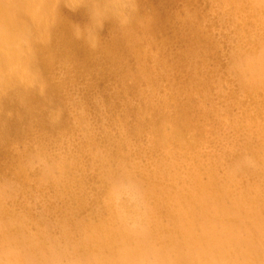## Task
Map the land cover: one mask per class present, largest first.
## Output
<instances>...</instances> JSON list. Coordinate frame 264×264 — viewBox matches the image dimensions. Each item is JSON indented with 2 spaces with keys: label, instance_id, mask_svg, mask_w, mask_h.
Here are the masks:
<instances>
[{
  "label": "rangeland",
  "instance_id": "374dc122",
  "mask_svg": "<svg viewBox=\"0 0 264 264\" xmlns=\"http://www.w3.org/2000/svg\"><path fill=\"white\" fill-rule=\"evenodd\" d=\"M237 2L238 0H168L167 4L171 5H166V11L172 15L177 14V17L173 19L176 24L181 25V20L183 24L185 19L187 20L191 17L194 22L190 24L187 23L184 29L188 30V27L189 29L195 28L196 30L198 29L197 31L209 35V45H198V52L201 51V53H204L203 55L200 53L203 63L202 60H199L200 57L192 61L189 59H187V61L185 59V66H182V71L179 70L176 72L173 70L167 73L165 67L158 63V58L163 57L164 59V55H166V57H169L168 61H172L177 55H184V48L179 43L175 41L171 42L170 40V43L165 44L163 48L161 40L163 41L168 36V32L166 31V33L161 32V36L159 37L150 32H141V35H144L145 39L140 45L132 44V51L144 53L146 59L143 61L136 60V57L131 53L127 55L117 54L115 56V62L111 63V65L104 59L102 52L97 51L94 53V59L86 61L85 65H83L85 69L81 68L84 74L74 76V80L68 81L61 91L63 97H67L68 99V101L67 99L65 100L63 105H60V108L59 106L57 107L59 109L58 111L65 113V125L52 131L40 126L35 121H25L24 124L21 125V135L8 139V141L11 142L10 144L16 147L17 151L16 149L14 151L16 153L20 151L21 153L27 149V153H30L38 143L51 144L58 140H64L66 143L70 141L73 144L71 155L78 157L82 165L81 171L87 178L86 182L88 186L85 187L87 188L86 192L90 196L96 198L100 191L103 194V186L96 178L98 169L95 165V160L90 154L89 147L86 149L83 148L84 144L89 145V143L92 142V138L82 141L78 136V133L82 131V122L90 116L96 128V139L106 142L109 145H113V142H115L114 147L120 148L123 151L125 150L124 152L127 151V154L135 158L142 169V179L150 196L152 193H161L159 187L154 185L155 181L159 184L168 180L167 177L169 179L176 178L175 183H177L174 185L169 180L167 183L169 187L167 186L168 190L164 193V196L175 200L177 203L180 202L179 204L184 206L183 199L180 195H177V193L179 192L182 194L184 192L183 187H194L197 172L202 174L201 176L205 181L208 180L207 169L211 163L217 164L215 168L218 172L217 177L219 182L217 181L216 183H220L222 186L224 185L226 190L233 191L235 194L240 193V187L264 191V177L258 173V167L261 168V162L254 163V166L251 167L253 171L232 168V164L241 157L253 159V154L247 149L249 142L245 138L243 130L248 123H252L254 130L257 129L255 132L258 137L264 139V105L261 106L253 102L258 96L264 97V82L262 83V81H264V74L251 77L238 70V65L246 62L248 58L254 57L260 49L264 48V0H240V2ZM55 4L56 23L59 22V20L65 21L70 29L74 31L76 37H78L76 31L78 34L83 33L85 35L89 27H91L92 20L88 16L83 18L78 16V3L71 5L62 1ZM147 12H149L148 8L145 10L140 7L135 8L136 17L139 15L138 17L141 19L147 16ZM184 16L187 18L185 17L183 19ZM107 26L108 22H103L95 31L94 35L97 36L98 40L104 41L109 38ZM55 27L53 35L56 34ZM213 42L215 43L214 45L212 44ZM161 48L164 49V52ZM58 49H61L60 46ZM47 51L50 52H46L45 55L48 56L49 60L55 63L53 71L55 70L54 72L57 73L56 75L62 77L66 74V71L61 70L58 66L62 67L68 65V62L73 63L75 57L71 54L61 55V53L57 51L54 52L53 50ZM166 51L168 55L165 53ZM207 52L213 54L212 57H208V61L203 57ZM162 53L165 54L163 55ZM169 53H172L173 57L171 55L169 56ZM196 60L201 62L199 63ZM170 61L169 63H171ZM193 61L199 64L197 65L196 62L194 63ZM201 63L203 64L201 65L202 67L200 66V68H198ZM188 65L191 67L194 66L192 68L194 70ZM123 68H126L127 72L130 74H124ZM186 68L188 69V73L186 72ZM141 70L144 72L143 74H146H141L140 78H134L133 74H138ZM193 72L194 75L192 74ZM190 74L191 77L193 76V79H197V77L199 81L203 79L201 82L208 79V82L206 81L207 84L204 86L205 88L207 85V88H205L206 92L205 89L203 91L205 94L191 91L190 85L186 83L188 82L186 80H188ZM246 76L250 77L254 83L257 82L256 85L259 88V94L254 95V93L249 92L243 87L241 78H246ZM185 88L187 91H185ZM178 90H183L184 92L181 91L178 93ZM187 93L193 97L194 103L199 102L208 107L211 121H200V127L204 128L207 133H198L193 129L184 128L179 124H171L173 123L172 120L165 119L164 121L169 125L168 128H166V132L170 134L169 142L164 146L155 145V143H153V136L156 137L158 131L164 132L163 124L160 123L162 126L161 128L159 127L158 120L150 119V116L157 118L158 111H156V108L148 106V102H145L146 99L143 101V98L145 95H148L147 99L151 98L156 101H158V98L161 99L166 97L177 101L179 98L182 99V96L185 98ZM209 97L212 101L206 102ZM93 100H96L99 106L93 105ZM247 108L251 111L255 110L253 112L259 115L258 120L256 119V115L248 114L249 111ZM11 112L14 114L12 110H9V113ZM69 112L72 113L71 117H68ZM238 124L240 128L236 126ZM210 129L212 130L209 132ZM154 132H156V135ZM186 144H194L198 149L187 151L185 147ZM259 148H257V151L262 158L264 157V146H260ZM165 150H171L172 154L170 156L165 155ZM187 152L190 154H187ZM164 156L168 158L170 162L173 161L171 162L172 166L167 170L164 167ZM191 159H200L202 166H196L193 161H190ZM1 161L5 163L1 166L8 175H6L7 177H0V182L16 179L13 174H9V171L12 172L10 166L13 165L10 162L7 163V159L4 160L0 158V162ZM15 166L16 163L14 164V167ZM159 167L164 169V171L160 172L161 169L158 171ZM254 168H257V171H254ZM233 177L237 184L231 180ZM27 180L28 181L23 184V187L17 193H14L12 196L13 198L11 197L4 202H0V206H5V209L12 210L15 214L17 213L15 218H13V216L8 217L7 215L0 216V221L1 219H5L1 221L2 224L0 223L2 225L0 227V236L2 235L0 237V246H2L0 250H3L5 246H7L8 250L11 248V252L17 250L15 238L11 235L13 232L11 234L7 232V226L10 224L14 225L15 223L18 224L19 228L21 227L20 224L23 226L25 225V228L31 229L30 231L37 233L46 227L50 221L55 220L59 222L60 226H67L77 235H82L84 237L91 236L92 231L87 230V228H85L86 225L80 222L88 221L87 217H89V212L97 210V206L101 204V200L100 203L88 204L79 215L75 214L70 218L67 215L64 217L62 214L63 211L64 214L71 211L68 208L61 209L63 206L62 200L45 192L43 189L31 188L30 185L32 181L29 174ZM37 191H39V193H37ZM205 193L206 194L203 195L204 199L202 200L215 201L211 196V191L207 190ZM150 200L153 209L155 203L151 197ZM221 201V199L215 201L217 207H219L218 209L230 212V215H228L230 219L234 217V219L238 221V223L235 222V225L233 224L234 228L238 229L239 231H237L242 234L245 233L243 226L246 224L245 220L248 222V216L250 215L247 210L250 208L247 207L246 204L252 208L254 207L253 202L244 199L245 204L243 203L242 206L245 205L247 208L237 207L240 209H238L239 212H237L234 208L236 207L235 204L232 203V201L235 202L234 198H228L226 202ZM36 208H43L39 216L33 212V209ZM152 216L151 213L150 219H152ZM107 218L108 215L106 213L102 219L108 220L109 218ZM62 219H65L64 222H62ZM4 222H6L5 225L7 226L4 225ZM161 222L167 223V220L161 216ZM223 222V225L226 226L228 220ZM150 223L152 222L150 221ZM156 237L160 239L166 237V240L170 242L169 244H172L177 238L178 244H182L184 241L182 230L175 233L170 230V227L164 231L158 229ZM9 238H12V240ZM185 246L186 245H184V247ZM262 249V251H264V247ZM234 252L235 251L230 253L229 256L227 255L229 261L233 259L230 262L236 264L253 263L252 259H248V256H245L248 252L245 251V255L243 250L237 253ZM204 258H207V255H204Z\"/></svg>",
  "mask_w": 264,
  "mask_h": 264
},
{
  "label": "bare ground",
  "instance_id": "6f19581e",
  "mask_svg": "<svg viewBox=\"0 0 264 264\" xmlns=\"http://www.w3.org/2000/svg\"><path fill=\"white\" fill-rule=\"evenodd\" d=\"M62 1L71 5L78 3V16L80 18L86 16L91 18V27H89L85 35L83 33L78 34V32L76 31V34L78 36L76 37L74 31L70 29L65 21L59 20V22L56 23V12L54 10L56 8L55 3ZM92 2L93 0H0V158L4 160L7 159V163L10 162L13 165L10 166V168H12V172L9 171V174H13L16 179H22L23 184L28 181V173L23 167L26 156L28 155V150L25 149V151L21 153L20 151L16 153L14 151L16 147L11 145V142H9L8 139H12L13 137H18L21 135V125L24 124L25 121H35L40 126L52 131L57 130L65 125V119L55 126L51 125L47 119L48 114L54 110L58 111L59 109L57 107L59 106L60 108V105L64 104L67 97L64 98L61 94L62 89H64L68 81L74 80V76L84 74L81 68L85 69V66L83 65H85L86 61L94 59L95 52L101 51L102 56L104 57V59H106L108 64L115 62V56L117 54L127 55L128 53L133 54V56L136 57V60L143 61L146 59V55H144V53H141L137 50V52L132 51V44L140 45L141 42H143V40L145 39V36L141 35V32H150L151 34L159 37L161 36V32L166 31L168 32V36L163 41L161 40L163 48L165 44L170 43V41H175L184 48V55H177L172 59V61L169 60L171 63H169L168 61L169 57L167 56V58L166 55H164L165 53L168 55L167 51L165 53H162L165 56L164 59L163 57L158 58V63L162 64L168 73L169 71L173 70L176 72H178L179 70L182 71V66H185V59H189L190 61H192L200 57L201 51L198 52V45H209L210 43L209 35L207 33L199 32L197 31L198 29L196 30L195 28H190L192 30L191 31L188 26H186L188 27V30L184 29V26L187 25V23L190 24L191 22H194L191 17L187 20L185 19L183 24L181 20V25L176 24L175 20L173 19L177 17V14L172 15L166 11V5H171L167 4L168 0H127L128 8L125 10V13L119 18V20L105 16L98 11H90V5L92 4ZM238 2H240V0H238ZM137 7H140L143 10L147 8L149 9V12H147L146 14L147 18L143 17V19H141L138 17L139 15L136 17L135 8ZM186 16H184L183 19ZM103 22H108L107 29L109 38L104 41H100L98 40L97 36L94 35V33L98 29V27L103 24ZM54 27L56 30V34L54 33L55 35H53ZM212 44L214 45L215 43L213 42ZM59 46L61 49H58ZM47 50H53L54 52L57 51L61 53V55L71 54L73 57H75V59H73V63L68 62L70 65L68 64L62 67L58 66L59 68H61V70L66 71V74L62 77L56 75L57 73L54 72L55 70L53 71L55 63H53L54 61L49 60L48 56L45 55L46 52H50ZM201 54L203 55L204 53ZM170 55L172 56V53H169V56ZM212 56L213 54L211 52H207L203 57H205L207 60L208 57L210 58ZM200 58L199 60H202L203 63L202 56ZM202 63L198 66V68L203 65ZM193 67H191V69ZM123 70L124 74L128 73L126 68H123ZM186 72L188 73V69ZM143 73L144 72L141 70L138 74H133V77L136 79L140 78L141 74ZM129 74L130 73H128V75ZM192 74L194 75V72ZM188 77V80H186L188 82L186 83L190 85L191 91H195L199 94H205V88H207V85L205 88L204 86L205 84H207L208 79H206L207 82H201L203 79L201 81L198 80V77L197 79H193V76L191 77V74ZM243 78H241L243 87H245L249 92L254 93V95L259 94V88L256 85L257 82L254 83L252 79L247 76L246 78ZM263 82L264 81H262V83ZM204 89L205 92H203ZM181 91H179L178 93H180ZM185 91H187L186 88ZM210 97L206 102L212 101ZM147 98L148 95H145L143 101L144 99H146L145 102H148V106H150L151 108H156V111H158L157 118L150 116V119L158 120L160 125L159 127L162 128L160 124L162 123L164 129V132L158 131L157 135L155 134L156 132H154L156 137L153 136V143H155V145L164 146L167 144V142H169L170 134L169 132H166V128H168L169 125L166 121H164L165 119L172 120L173 123L171 124H179L184 128L193 129L198 133H207L204 128L200 127V121H211L208 107L199 102V104L194 103L195 101H193V97L188 93L186 94L185 98L184 96H182V99L179 98L177 99V101H175L174 99H169L168 97L161 99L158 98V101ZM253 102L262 106L264 105V97L258 96L253 100ZM9 110H12L14 114L12 112L9 113ZM248 111L247 112L249 115H256V113L253 112L255 110L251 111L250 109H248ZM256 116V119L258 120L259 115L257 114ZM236 126L240 128L239 124ZM211 130L212 129H210L209 132ZM243 130L245 138L249 142V146L247 147V149L253 154L252 161L254 163H262L260 165L261 168L258 167V173L262 177H264V157L261 158V155H259L257 151V148H259L260 146H264V139H262V137H258L257 133L255 132L257 131V129L254 130V126L252 123H248ZM87 147H89V145H83V148L86 149ZM185 147L187 151L198 149L194 144H186ZM165 151V155L167 156H170L172 154L171 150ZM187 154L190 153L187 152ZM167 159L168 158L164 156V167L166 168V170L170 166H172L171 162H173H170V160ZM190 161H193L196 166H202L200 159H191ZM15 163L16 166L14 167ZM2 164L5 163H2V161L0 162V177H7L6 175H8V173L3 169V167L1 166ZM216 166V163H211V165L208 166V180L205 181L201 176L202 174L197 172L194 187H183L184 192L182 194L179 192L177 193V195H180L183 199V203L185 204L184 206L179 204L180 202L177 203L175 200L169 199L167 196H164V193L168 190L167 183L170 180L173 185L176 184V178L169 179L167 177L168 180L159 184L155 181L154 185L159 187V191H161V193H152L150 196L155 203V207L151 211L153 216L152 219H150V221L152 222L150 223L152 233L154 236H156L158 234V229L160 231H164L169 227L170 230L174 231L175 233H178L179 230H182V235L184 237L183 243L178 244V238L175 241L172 240L173 242L171 241V245H174L177 249H200L202 250L204 255H207V258L209 256H218L228 261L229 264L236 263L230 262L233 259L229 261V257L227 258V255L229 256V254L233 251L237 253L243 250L244 255L246 251L248 252V254L245 256H248V259H252L253 263L250 264H264V260H262L264 259V251H262V248L264 247V191H260L257 189L251 190L248 187H240V193L235 194L233 191L226 190V187L224 185L222 186L220 185V183H216L218 181V172L215 168ZM81 167L82 165L79 162L78 157L71 155V182L61 195L55 196L60 198L63 202V206L61 209L68 208L71 211L69 213L66 212L65 214L63 211L62 214L64 217L67 215L70 218L75 214L79 215L80 212H83V209L88 204L100 203V200L102 199L103 194L101 193V191L99 192L98 196H96V198L90 196L86 192L87 188L85 187L88 186L86 182L87 178L85 177L84 173H82ZM160 169L161 168L159 167L158 171H160ZM252 169L251 167H247L241 170L251 171ZM163 171L164 169H161L160 172ZM254 171H257V168H254ZM96 178L100 181L99 172ZM231 180L233 182H236L234 177ZM30 186L31 188L36 189V186L33 183ZM207 190L212 192L211 196L213 197V199H215V201L221 199L223 202H226L228 198H234L235 202L232 201V203L235 204L236 207H233L235 208V210H237V212H239L238 209L241 207L250 208L247 209L248 213L250 214L248 216V222H246L245 220L246 224H244L243 226V228L245 229V233L242 234L238 232V229L234 228V225L236 224L235 222L238 223V221L234 219V217L230 219V216H228L230 215V212L218 209L219 207H217V203L215 201L213 202L212 200L206 199V201L202 200L204 199L203 195L206 194L205 192ZM37 193H39V191H37ZM158 196H161L163 198ZM244 199L252 201L254 207L251 208L247 204V207L245 205L242 206L244 203ZM4 207L5 206H0V216L7 215L8 217L13 216V218H15L17 213L15 214L14 211L12 212V210L5 209ZM97 207V210L89 212V217H87L88 221L80 222L79 220V222L86 225L85 228H87V230L92 231L91 236L87 238H91V240L94 242L108 243L113 239V226L108 218V220H105L106 218L104 220L102 219L105 216L106 212L102 208L101 204H99V206ZM161 216L167 220V223L161 222ZM3 220L1 219V221ZM64 220L62 222H64ZM225 220H228L226 226L223 225V221ZM5 223L6 222H4V225ZM1 224L0 227L2 226ZM7 227V232H10V234L13 232V234L11 235L14 236V238L17 237L21 230V227L19 228L18 224L16 223L14 225L10 224ZM9 239L12 240V238ZM161 239L167 243H170L166 240V237H162ZM184 245L186 246L184 247Z\"/></svg>",
  "mask_w": 264,
  "mask_h": 264
},
{
  "label": "clouds",
  "instance_id": "9594fccd",
  "mask_svg": "<svg viewBox=\"0 0 264 264\" xmlns=\"http://www.w3.org/2000/svg\"><path fill=\"white\" fill-rule=\"evenodd\" d=\"M128 8L127 0H93L90 11L119 20ZM249 76L264 74V48L238 65ZM93 105L99 106L96 100ZM72 113H68L71 117ZM62 111H52L48 121L55 126L65 119ZM80 140H88L89 151L96 162L103 186L101 206L113 226V239L108 243L73 233L67 226L52 220L40 232L21 225L15 238L17 250L7 246L0 250V264H229L221 257L204 258L200 249H177L152 233L151 200L142 179V169L134 157L122 149L96 139L91 117L81 124ZM73 144L58 140L51 144L38 143L28 153L24 168L37 189L53 196L61 195L72 178L71 153ZM254 166L241 157L232 164L234 169ZM23 187L22 179L0 182V202L10 199ZM43 208L33 209L39 216Z\"/></svg>",
  "mask_w": 264,
  "mask_h": 264
}]
</instances>
